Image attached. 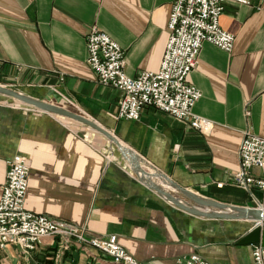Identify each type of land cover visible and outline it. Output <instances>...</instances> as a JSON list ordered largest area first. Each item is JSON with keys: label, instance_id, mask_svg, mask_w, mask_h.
Returning a JSON list of instances; mask_svg holds the SVG:
<instances>
[{"label": "crops", "instance_id": "1", "mask_svg": "<svg viewBox=\"0 0 264 264\" xmlns=\"http://www.w3.org/2000/svg\"><path fill=\"white\" fill-rule=\"evenodd\" d=\"M173 2L0 0V85L90 118L141 159L128 154V164L88 126L0 95V199L7 162L20 155L30 166L27 210L92 236L117 235L141 264H182L191 254L212 263L255 264L253 246L239 244L252 221L192 215L152 186L178 196L173 182L223 204L264 206V192L231 183L244 133L264 138V0L226 3L220 24L235 35L232 52L205 43L188 77L202 92L194 112L215 123L209 134L153 108L139 120H117L122 92L101 85L88 64L86 37L97 26L124 49L129 77L159 72ZM0 264L116 263L49 237L31 254L11 245L0 249Z\"/></svg>", "mask_w": 264, "mask_h": 264}, {"label": "built area", "instance_id": "2", "mask_svg": "<svg viewBox=\"0 0 264 264\" xmlns=\"http://www.w3.org/2000/svg\"><path fill=\"white\" fill-rule=\"evenodd\" d=\"M228 1L251 5L250 0H174L170 17V38L159 72L126 74L124 49L97 26L86 37L88 64L103 86L122 92L117 120H139L147 108L170 115L201 134H209L215 123L194 112L202 92L189 82L196 70L202 46L210 43L231 53L235 35L225 31L220 19ZM61 82L65 80L60 77ZM250 115V112H247ZM240 169L231 174V183L252 192H264V138L251 130L244 133ZM6 183L0 199V249L17 246L24 254L38 251L45 238H59L68 248L77 244L87 252L96 251L116 264H141L118 242L117 235L98 237L74 223L39 215L26 209L30 166L17 155L7 162ZM258 168L261 176L252 174ZM255 264H264V246L252 247ZM182 264L212 263L198 254L185 257Z\"/></svg>", "mask_w": 264, "mask_h": 264}, {"label": "water", "instance_id": "3", "mask_svg": "<svg viewBox=\"0 0 264 264\" xmlns=\"http://www.w3.org/2000/svg\"><path fill=\"white\" fill-rule=\"evenodd\" d=\"M0 95L16 100L19 103L35 108L39 111L46 112L52 115L60 116L77 121L89 128L102 134L108 140H110L121 152L123 159L128 163V154H130L133 160H141L131 148L124 149L121 146L120 140L114 136L108 129L104 128L97 122L90 118L71 112L62 108L61 106L54 105L48 102H43L27 96L17 90L0 85ZM129 164V163H128ZM139 165V164H138ZM131 167L135 174H140L137 170V165ZM171 182V181H170ZM174 190L178 194H171L163 192L161 189L152 186V188L163 196L167 201L174 204L176 207L198 217L210 218V219H224V220H248L253 222V227L239 242L243 246H264V206L258 208H241L235 207L214 200H210L201 196L198 192L182 188L173 182H171Z\"/></svg>", "mask_w": 264, "mask_h": 264}, {"label": "bare ground", "instance_id": "4", "mask_svg": "<svg viewBox=\"0 0 264 264\" xmlns=\"http://www.w3.org/2000/svg\"><path fill=\"white\" fill-rule=\"evenodd\" d=\"M121 146L124 148V149H127L125 146H123L122 144H121ZM130 159L133 161V159L131 158V156H130ZM137 170H138V172H140V174H141V170L139 169V168H137ZM171 187V186H170Z\"/></svg>", "mask_w": 264, "mask_h": 264}]
</instances>
